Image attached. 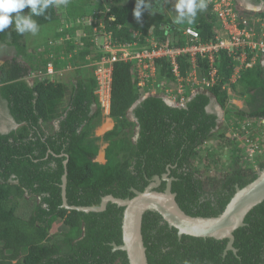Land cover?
Wrapping results in <instances>:
<instances>
[{
  "label": "trees",
  "instance_id": "trees-1",
  "mask_svg": "<svg viewBox=\"0 0 264 264\" xmlns=\"http://www.w3.org/2000/svg\"><path fill=\"white\" fill-rule=\"evenodd\" d=\"M166 2L167 10L175 9L176 0ZM96 3L94 6L84 1L76 6L67 0L65 15L58 11L57 3L44 16L33 17L39 28L54 23L56 29H64L54 36L62 41L63 46L55 47L60 56L50 58L48 45L40 55L35 51L30 54L26 33L18 34L14 24L0 32V45L15 52L13 58L0 64V105L15 125L0 133V264H128L125 252L112 250V244L122 243L123 208L108 203L103 212L64 209L61 178L65 170L69 206H99L107 195L131 199L133 190L142 192L154 176L167 174L173 179L171 189L177 204L192 217H217L236 188L248 185L259 174L237 163L236 170L226 169L221 179H210L192 164L202 161L198 148L205 143L215 145L217 153L223 149L231 152L229 148L237 143L232 137L234 132L226 126L219 128L215 110L217 106L224 108L227 94L222 86L229 82L234 69L225 51L214 59L218 84L189 97L191 89L184 82L185 104L181 108L167 105L157 94L141 100L144 92L152 90L153 81L155 89L162 82L175 83L168 58L155 60V75L144 88L138 86L134 62H115L108 115L113 127L101 138L107 144L106 163L99 157L98 161V138L93 131L100 124L102 108L95 94L94 69L85 66L99 61L104 54L95 52L100 45L89 35L73 39L67 23L92 15L97 18V11L105 9L104 29L117 45L137 42L139 47H147L146 40H150L169 48L189 44L183 34L187 28L195 29L199 43L206 44L214 40L219 23L211 11L212 4L197 12L193 24L176 25L172 22L175 16L162 19L147 15L149 10H142L137 21L133 15L136 0ZM150 3L153 5V0ZM29 12L28 7L23 10V14ZM255 15L264 21V12ZM238 26L243 28L241 23ZM49 62L56 70L72 67L73 83L50 81L45 76ZM177 65L183 78L192 69L184 54L177 57ZM194 67L200 81L209 79L206 58L197 56ZM29 76L34 82L29 83ZM237 84L240 90L234 86L232 89L243 101V108L225 107L229 114L223 119L228 123L264 121V56L240 73ZM211 105L216 106L209 112ZM238 133L243 134L240 130ZM261 144L258 172L264 170ZM165 185L161 181L156 191L162 192ZM141 231L148 264H264V201L246 215L244 226L233 232L235 252L226 251L228 240L186 235L179 238L177 230L153 212L143 215Z\"/></svg>",
  "mask_w": 264,
  "mask_h": 264
},
{
  "label": "water",
  "instance_id": "water-1",
  "mask_svg": "<svg viewBox=\"0 0 264 264\" xmlns=\"http://www.w3.org/2000/svg\"><path fill=\"white\" fill-rule=\"evenodd\" d=\"M140 102L137 101L129 110ZM66 161L64 165L66 166ZM166 182L162 192L156 191L161 184ZM167 174L161 177L154 176L151 182L142 192L133 190L134 196L131 199H119L111 195L102 198L99 206L74 207L69 206L66 200V170L61 178V197L62 205L66 210H77L85 213L103 212L108 203L115 204L123 208L121 236L122 243L117 246L112 244L113 251H123L126 254L128 264H148L146 257V248L142 237V218L146 212L157 213L170 228L177 230L179 238L181 236H191L196 238H212L215 240H228L226 251L233 249V232L244 226L246 215L257 205L264 201V170L257 178L244 186L236 188L223 212L217 217H192L185 214L175 198L176 194L172 192L171 182Z\"/></svg>",
  "mask_w": 264,
  "mask_h": 264
},
{
  "label": "built area",
  "instance_id": "built-area-1",
  "mask_svg": "<svg viewBox=\"0 0 264 264\" xmlns=\"http://www.w3.org/2000/svg\"><path fill=\"white\" fill-rule=\"evenodd\" d=\"M220 18L225 21L224 27L226 29V38L218 40L212 44L199 43V34L191 28L184 30L183 34L188 39L189 44L186 47H173L169 48L164 45L157 46L154 41L146 40L147 47H139L137 42H132L124 45H117L111 38L110 34L105 32L103 42L100 43V51L104 54L100 57L97 66L93 71V74L97 81V95L100 101L101 107L107 109L109 107L110 98V86H111V73L112 66L115 62H134L136 64V71L138 73L139 85H144L146 79L151 78L155 73V60L158 58H168L172 65V71L177 79V82L191 83L192 86L209 87L216 83L215 68L213 67L214 55L220 51H227L232 55L234 62H239L240 66L245 68L250 67L251 63L258 57L264 56V24L259 19H254L251 25L246 19H242L241 23L243 28H239L235 19L237 16L233 14L230 9H221L219 11ZM83 20L77 21L81 23ZM80 25V24H79ZM105 28V26H104ZM105 30V29H104ZM101 33V32H100ZM137 33H134V36ZM93 39V36H90ZM94 41V40H93ZM181 54L187 55L192 66V69L183 79L178 70L177 57ZM199 56L206 58L210 66L209 79L198 80L195 73V59ZM247 57H250V63H247ZM103 60V61H102ZM100 61L106 62L108 68L102 67ZM240 68V67H239ZM140 70L143 74L140 73ZM238 69H236V73ZM48 74L52 73L51 68H48ZM148 74V78L146 75ZM169 86H161L163 89V95L166 96L165 100H171L174 103L175 94L183 95V85L179 83L176 92L170 90ZM174 93V94H173ZM177 107L184 106V99L181 97L179 102L174 103ZM247 149L246 151H248ZM251 154V153H250Z\"/></svg>",
  "mask_w": 264,
  "mask_h": 264
},
{
  "label": "clouds",
  "instance_id": "clouds-1",
  "mask_svg": "<svg viewBox=\"0 0 264 264\" xmlns=\"http://www.w3.org/2000/svg\"><path fill=\"white\" fill-rule=\"evenodd\" d=\"M222 1L223 0H176V3L174 5L175 11H176V16L173 18L172 22H173V24H176V25L184 24L185 22H187L188 24H193L195 22V19H196V16H197V12L206 10L207 9V5L212 4L211 11H212V13H214L217 16V22L219 23L218 26L216 27V29H218V31H217V34L214 36V40L206 42V44H212L214 42H218V40H223V39L226 38V34H225L226 33V29L224 27L225 21H223L220 18V16H219V11L221 9H223V8L224 9H226V8L230 9L233 12V14H235L237 16V19H235L236 22H237V25H238V23H241L242 19H246L250 25H251L250 21H252L254 19H259L260 22L264 24V21H262L260 19V17H257L255 15V14H260V9H259L258 6L261 5V4H264V0H261L262 3L258 4V5L253 3V2H251L250 0H248V1H245V0H226V4L227 5L226 4L225 5H221ZM241 1L247 2V4H248L247 7L251 8V9H244V11L241 12V10H242L241 7H240V2ZM60 2L66 3L67 0H0V32H3L5 29L9 28L10 26H12L14 24L15 25V30L17 31L18 34L23 35L26 32H28V33H31L32 35H36L37 32L39 31V26H38L36 20L33 19V17L44 16L46 10L50 6H52L53 4L60 3ZM236 6H239V8H236ZM26 7L30 8V12L28 14H23V10ZM142 10H149L150 13H155L156 12V11L153 10L151 3L147 2V0H136V6H135V8L133 10V15L137 19V21L140 20ZM247 10H250V11L246 12ZM254 10H258V11H254ZM254 12H256V13H254ZM13 14H15V15H13ZM247 17H252V19L247 18ZM68 25L69 24H67V26ZM60 29H62V28H60ZM66 29H68V27H66ZM193 30H195V29H193ZM186 40H188V39L186 38ZM92 42H95V41H92ZM51 46H54V44L50 43V45H48L49 48ZM98 49H99L98 53L100 54L101 53L100 47ZM223 51H225V50H223ZM225 52L232 59V55L228 54L227 51H225ZM217 54L214 55V59H215V56ZM49 56H50V58L54 57L52 55V52L49 54ZM262 57L263 56H258L253 61V63H251L250 67H247V68L253 67L257 63V61L260 60ZM61 58L64 59V56L61 57ZM88 59H90V57H88ZM96 62H97V60L93 63V69H95L94 65L96 64ZM89 63H91V62H89ZM89 63L85 66L86 68H88ZM247 63H250V57H247ZM49 67L52 70L51 74L47 73ZM81 67L83 68V66H81ZM81 67H79V69ZM213 67H214V60H213ZM247 68H245L243 65L240 66L239 62H234V69H233V73H232V75H231V77L229 79V82L226 83L224 86H222V90L224 92H226L227 97H229V94H231L230 93V89H232L234 84L237 83V81H238V79L240 77V73L243 70L247 69ZM62 69L63 70L64 69H71L72 71H74V69L72 67H70V66H66V67H64ZM236 69H238L237 73H236ZM56 72H59V70H56L54 68L53 62H49L46 65L45 76L48 79H50V81L54 82L53 81V77L56 74ZM195 73H196V70H195ZM187 74H186V76H187ZM215 74H216V70H215ZM154 75H155V73H154ZM154 75L151 78H153ZM137 77H138V73H137ZM196 77H197V73H196ZM29 78H30V80H32V82H34L33 81V76L32 77L29 76ZM29 78H28V80H29ZM185 78H183V79H185ZM139 80L140 79L138 78V86H139V88H144L146 83L148 82V80H150V78H148V79H146V81H144V85H139ZM175 80H177V79L175 78ZM217 82H218V80H216V83L214 85L218 84ZM29 83H30V81H29ZM162 83H160V85L155 89L156 91L154 89H152L150 91H147V94L143 95L141 100L146 98L149 95H156L155 92L158 93L160 91L161 97L163 98L164 102L167 105L172 106V107H176V108H181V107L175 106L174 103L179 102V99L181 97H183L184 104H185L184 91H183V95L182 96L178 95V94H175V96L173 97L175 101H174V103H172L171 102L172 99L171 100H167V99L165 100L166 96L163 95L164 94L163 93V89H162L163 86H161ZM183 83L184 82H180L181 85H183ZM151 84H155V82L153 81ZM169 84H172L171 86H173L175 83H168L167 86H169ZM187 84H188V87H190V89H191L189 97H193L198 92L206 91L207 88L212 87V86H209V87L197 86V88H193L194 86H192L191 83H187ZM97 88H98V85H97ZM227 89H228V92H227ZM183 90H184V86H183ZM149 92H151V94H149ZM95 94L97 95V89L95 91ZM97 98H98V95H97ZM226 100H228V99H226ZM109 101H110V98H109L108 102ZM99 103H100V101H99ZM241 103H243V101ZM100 106H101V104H100ZM101 108H102V114L106 115L107 116L106 118H109V116H108L109 115V107L107 109H104L103 107H101ZM216 108L218 109L219 107L217 106ZM227 108H235V107L227 106ZM111 122H112V120H111ZM235 122L237 124L236 127H235L236 133L232 134V137L235 138V140H236L235 142L240 143L239 147L243 151L245 149L244 152H246L247 149L252 150L253 153L257 150V156L262 154V149L261 148L258 149V144L262 145L261 142L264 143V132H263L264 131V121L263 120H257L256 122H254V121L248 120L245 123H240V121L237 120ZM239 130L241 132H243L242 135L240 133H238ZM258 134L261 135L260 139H257V135ZM227 135H228V137L230 136L229 133ZM136 137H137V133H136V136L134 137V139H136ZM251 140H257V141H256V143H253V142H250ZM205 144L208 145V144H211V142H208V143H205ZM105 148H104V150H105ZM225 150H227V149H225ZM198 151L200 153V151H201L200 147L198 148ZM98 154H99V150H98ZM98 154H97V156H98ZM246 154H248V156L250 158L249 162L253 163V161L251 159V157L253 158L252 153L251 154L250 153H246ZM103 157H104V160H105V162H104V164H105L106 163L105 153H104ZM237 159L240 161L241 160V155H239ZM104 164H99V165H104ZM239 164L241 165V162Z\"/></svg>",
  "mask_w": 264,
  "mask_h": 264
},
{
  "label": "rangeland",
  "instance_id": "rangeland-1",
  "mask_svg": "<svg viewBox=\"0 0 264 264\" xmlns=\"http://www.w3.org/2000/svg\"><path fill=\"white\" fill-rule=\"evenodd\" d=\"M90 2L92 5L97 6L96 1L97 0H71L72 4H76V6L82 2ZM248 1V0H245ZM245 1H241L240 2V7H241V12L244 11V9H251L248 6L247 2ZM107 1H105L106 3ZM148 2L150 3L151 0H148ZM154 4L152 5V8L154 11H156L155 13H150L149 11L146 12L147 15L149 16H159L162 19H172L174 16H176V11L174 10H167L165 5H166V0H153ZM65 4L66 3H58V11L61 12L62 15H65ZM90 4V5H91ZM226 4V0H223L221 2V5H225ZM227 5V4H226ZM92 6L94 9L95 7ZM260 9V13L264 12V4H261L258 6ZM236 8H239V6H236ZM96 11V10H95ZM250 10H247L246 12H248ZM254 11H258V10H254ZM103 12V13H102ZM102 12L99 10L97 11V18H94V16H89L86 19H84V21H82L80 24V26H78L77 22H72V23H68L69 25L68 30L72 31L74 33V36H72V38H85L87 37L86 35L89 36H93L94 41L96 42L97 46L98 44L103 42L104 39V34H105V30H104V20H105V9L102 10ZM256 13V12H254ZM66 23V22H65ZM75 28V29H74ZM59 29H56V26L54 25V23H51L49 25H46L44 27L39 28V31L37 32L36 35H32L31 33L26 32V39H25V43H26V50L29 51V53L31 54V52L35 51L36 54L42 53L43 51H45V47L47 45H49L48 43H52V44H56L57 41H59V39H54L55 37V33L58 31ZM101 32V33H100ZM90 33V34H89ZM60 46L62 45V41L60 43ZM96 53L99 52V49L95 51ZM15 52L13 51V49L11 48H7L3 45H0V64L4 61H8L11 58H13L12 56H14ZM52 55H61V53L56 51V48L53 50ZM19 58V57H18ZM91 58V57H90ZM260 58V57H259ZM18 60H22V58H19ZM103 61V60H102ZM100 61V64L102 67H105L106 69L109 67L108 64L106 62H102ZM95 61H92L91 63H89L88 69L92 68L93 69V63ZM97 64H95L94 66H97ZM134 66L136 67V64L134 63ZM140 73L143 74V72L140 70ZM148 74L146 75V77L148 78ZM73 76H74V71H72L71 69H61L59 70V72H56V74L53 77V81L54 82H64L66 85H71L73 83ZM30 83H32V80H30ZM180 83V81L177 82V80H175V84L173 86H170L169 89L170 90H174L176 92V90L178 89V84ZM163 86H167V84L165 82L162 83ZM152 85V89L155 90V86L153 84ZM227 87V86H226ZM234 88L236 91L240 90V87L238 86L237 83L234 84ZM156 91V90H155ZM159 91V90H158ZM228 92V89H227ZM233 89H230V93L229 97H227L224 104V108H216L214 105L212 107V105L210 107H208V111H212V109L215 107L216 113L219 117V128H225L224 126H226L227 130L229 132H234L235 131V127H236V122L234 121L233 123H228L226 118H224L223 120V116L224 114H229L227 113V110L225 109V107L227 106H232L235 107L237 109H241L243 108V103H241V99L237 98V95L235 93H233ZM147 92H144L143 95H146ZM149 94H151V92H149ZM155 94L159 95L161 97V93L160 91L158 93L155 92ZM174 94V93H173ZM214 100V99H213ZM241 101V102H240ZM214 103V102H213ZM232 103V104H231ZM106 115L102 114L101 120H100V124L94 129L93 131V136L98 138L97 140V144L99 146V155L97 156V159L99 161V158L101 160H103V151L104 148L106 147V143L103 142V140H101L103 134L107 131L110 130L111 126L109 127L108 130H100L105 124H109L112 123L110 118H106ZM227 123V124H226ZM15 128L14 123L10 120L9 116L6 113V110H4V108L0 105V132L2 131H8L9 129ZM261 135L258 134L257 135V139H260ZM134 139V138H133ZM244 140V139H243ZM257 140H251L250 142L256 143ZM239 142V141H238ZM240 143L238 145V143L234 144V146L232 145L229 149H231V152L228 150H221L220 153H217L218 150L217 147L214 145L212 146V144H204L203 146L200 147V155L201 157H203L202 161H194L192 162L193 166L195 168H197L198 172H200V174L209 177L210 179H221L222 175L224 174V172L226 171V169H233L236 170V165L235 164H239L241 162V166H246L248 169H251L253 171L258 172V168H257V150L253 153L252 150H248L246 152L245 149L244 151L239 147ZM214 147V149H213ZM262 147V145L258 144V149H260ZM234 149V150H233ZM246 153H252L253 158L251 157L252 162H249V156ZM263 153V152H262ZM241 155V160L238 161L237 158L238 156ZM261 156V155H260ZM99 157V158H98ZM261 161V159H260ZM104 163V162H103ZM102 163V164H103ZM234 164V165H233ZM238 166V165H237ZM27 201H30L27 198ZM29 208H31V206L29 205ZM55 226L52 231L56 230Z\"/></svg>",
  "mask_w": 264,
  "mask_h": 264
},
{
  "label": "crops",
  "instance_id": "crops-1",
  "mask_svg": "<svg viewBox=\"0 0 264 264\" xmlns=\"http://www.w3.org/2000/svg\"><path fill=\"white\" fill-rule=\"evenodd\" d=\"M67 24H68V23H67ZM59 30H62V31H63L64 29H59ZM58 39H59V41H57L56 44H55L54 46H51V47H50V50H51L52 52H53V50L55 49V47H56L57 45L59 46L60 43H61V38H58ZM73 79H75V73H74ZM73 81H74V80H73ZM10 120H11V119H10ZM131 120H132V119H131ZM11 121H12V120H11ZM12 122H13V121H12ZM111 125L113 126V123H111ZM112 126H111V128H112ZM111 128H110V129H111ZM9 130H11V129H9ZM9 130H8V131H9ZM8 131H2V132H0V133H6V132H8ZM98 155H99V154H98ZM103 156H104V152H103Z\"/></svg>",
  "mask_w": 264,
  "mask_h": 264
},
{
  "label": "bare ground",
  "instance_id": "bare-ground-1",
  "mask_svg": "<svg viewBox=\"0 0 264 264\" xmlns=\"http://www.w3.org/2000/svg\"><path fill=\"white\" fill-rule=\"evenodd\" d=\"M129 113H131V112H129ZM111 126V123H109V124H105L100 130L102 131V130H108L109 129V127ZM103 162H104V157H103Z\"/></svg>",
  "mask_w": 264,
  "mask_h": 264
}]
</instances>
